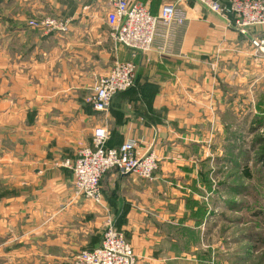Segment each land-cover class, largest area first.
<instances>
[{
	"label": "crops",
	"instance_id": "0c3cea01",
	"mask_svg": "<svg viewBox=\"0 0 264 264\" xmlns=\"http://www.w3.org/2000/svg\"><path fill=\"white\" fill-rule=\"evenodd\" d=\"M131 1L154 16L175 4L185 20L160 25L151 51L135 54L109 36L110 0L2 1L0 264H74L101 245L108 219L138 264H214L202 212L217 194L219 158L233 164L251 134L234 132L252 116L243 104L257 98L253 117L264 116V87L256 97L245 88L248 31L196 0ZM49 8L70 23L67 33L29 25ZM116 61L136 64L135 85L95 112L87 98ZM99 126L108 145L135 140L136 155L153 153L159 164L153 180L108 172L101 204L76 195L65 166Z\"/></svg>",
	"mask_w": 264,
	"mask_h": 264
},
{
	"label": "built area",
	"instance_id": "2783aa9c",
	"mask_svg": "<svg viewBox=\"0 0 264 264\" xmlns=\"http://www.w3.org/2000/svg\"><path fill=\"white\" fill-rule=\"evenodd\" d=\"M210 12L242 32L251 27L264 26V0H196ZM111 10L106 15L109 36L115 44L131 49L135 54L147 53L153 48L160 25L183 23L185 16L175 4L162 7L158 16L149 9L131 0H110ZM69 22L52 17L29 22L31 27L47 32L67 33ZM263 44L259 49L264 52ZM137 66L133 61H116L109 72L97 79L92 93L87 98L96 112H108L118 93L126 92L135 85ZM108 130L96 127L90 146L83 147L75 161L67 160L65 166L73 172V185L78 196L103 202L101 181L107 172L115 170L121 176L135 175L153 180L158 170L157 157L150 153L136 155L137 142L128 140L119 147L109 148ZM74 264H138L131 243L108 219L102 243L92 250L81 251Z\"/></svg>",
	"mask_w": 264,
	"mask_h": 264
},
{
	"label": "rangeland",
	"instance_id": "374dc122",
	"mask_svg": "<svg viewBox=\"0 0 264 264\" xmlns=\"http://www.w3.org/2000/svg\"><path fill=\"white\" fill-rule=\"evenodd\" d=\"M50 10L46 9V14L41 15L56 18ZM2 16L1 1L0 44ZM245 32L249 36L246 40L252 48L251 58L254 60L248 62L250 69L246 74L245 88L250 87L251 94L256 97L264 87V52L259 49L264 43V26L251 27ZM256 101L257 98L249 105H242L246 117L252 116L249 121H235L234 132L244 127L251 129V134L241 136L240 151L235 149L233 164L222 156V160L219 158L226 164L222 163L214 176L217 178L214 186L217 194L215 192L213 199L206 202L211 214L202 212L205 223L202 237L214 247L204 250L212 251L214 264H264V164L257 160V155L264 151V116L262 119L253 117L254 107H258Z\"/></svg>",
	"mask_w": 264,
	"mask_h": 264
},
{
	"label": "trees",
	"instance_id": "16d2710c",
	"mask_svg": "<svg viewBox=\"0 0 264 264\" xmlns=\"http://www.w3.org/2000/svg\"><path fill=\"white\" fill-rule=\"evenodd\" d=\"M1 1H3V0H1ZM0 1V2H1ZM127 92V91H126ZM91 106V105H90ZM91 108L93 109V107L91 106ZM94 110V109H93ZM95 111V110H94ZM96 112V111H95ZM257 119H262V118H259V117H257ZM107 146L109 147V148H116V147H118V146H110V145H108V143H107ZM257 157H258V161H261L263 164H264V151L263 152H261L259 155H257ZM112 171V170H111ZM110 172V171H109ZM108 173V172H107ZM106 173V174H107ZM247 173V172H246ZM249 174V173H248ZM104 178V177H103ZM103 180V179H102ZM101 185H102V181H101Z\"/></svg>",
	"mask_w": 264,
	"mask_h": 264
}]
</instances>
